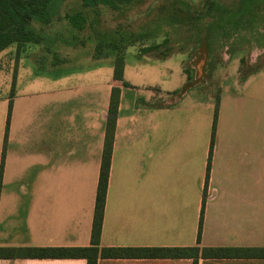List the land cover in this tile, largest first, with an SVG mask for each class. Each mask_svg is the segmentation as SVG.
<instances>
[{
    "label": "crops",
    "instance_id": "crops-1",
    "mask_svg": "<svg viewBox=\"0 0 264 264\" xmlns=\"http://www.w3.org/2000/svg\"><path fill=\"white\" fill-rule=\"evenodd\" d=\"M47 41L0 52V248L90 246L109 98L118 88L99 247L264 249V74L217 93L213 129L216 103L150 104L152 90L171 93L184 83L168 87L149 74L169 75L164 61L125 51L122 81L129 87L123 88L113 79L112 58L94 59L89 51L84 61L60 60L57 37ZM96 264L193 262L98 258ZM197 264L264 259L199 258Z\"/></svg>",
    "mask_w": 264,
    "mask_h": 264
},
{
    "label": "trees",
    "instance_id": "trees-1",
    "mask_svg": "<svg viewBox=\"0 0 264 264\" xmlns=\"http://www.w3.org/2000/svg\"><path fill=\"white\" fill-rule=\"evenodd\" d=\"M72 0H0V52L10 45L18 48L26 44L46 45L49 36L44 28L50 26L60 17L63 5ZM79 3L80 11L72 15H64V19L76 30H83L87 20L83 14L85 10L106 8L112 12H119L122 7L130 6L143 0H75ZM183 9L184 16L170 15L171 25L188 24L192 28L196 25L195 41L198 47L205 46L202 58L212 56L214 41L222 42L220 48L228 50V41L236 38L242 31L251 30L263 21L264 30V0H237L234 8L223 5L217 0H204L200 11L193 13L188 3L177 1ZM263 16H260L262 15ZM97 16V13H95ZM94 33L93 58L113 59V79L121 82L123 88L129 87L122 81L123 55L127 48L153 37L150 32H132L117 27L114 30L102 33L95 31L94 24H90ZM264 38V34H263ZM50 44V43H49ZM166 46L165 43L162 44ZM160 45L161 47H163ZM159 46V47H160ZM196 46V47H197ZM232 43L229 44L231 48ZM147 47L139 50V54L155 51L159 48ZM168 53L158 52L157 59H166ZM175 93V92H174ZM118 88H112L109 98L108 120L105 127V139L101 154L98 183L96 188L93 221L91 228L90 246L85 248H38V249H5L0 248V259L7 258H34V259H83L86 264H96L97 259H191L197 264L199 258L217 259L225 257L263 258L264 249L225 250L216 248H100L99 237L105 204L107 180L110 168L112 142L115 119L119 105ZM217 97L215 99V113L213 129L217 112ZM7 119H9V112ZM8 124V120H7ZM202 214L200 215L197 243L200 240Z\"/></svg>",
    "mask_w": 264,
    "mask_h": 264
},
{
    "label": "rangeland",
    "instance_id": "rangeland-1",
    "mask_svg": "<svg viewBox=\"0 0 264 264\" xmlns=\"http://www.w3.org/2000/svg\"><path fill=\"white\" fill-rule=\"evenodd\" d=\"M177 1L188 3L191 11L196 14L202 8L204 0H143L122 7L119 12H112L106 8L85 10L83 14L87 24L83 30L72 28L63 18L66 14L72 15L80 11L79 3L72 0L63 5L58 20L44 28V32L49 36L57 37L56 56L58 57L56 58L65 61L77 57L84 61L83 55L93 51L92 43L96 39L90 24H94L95 31L102 33L117 27L132 32L152 33L153 37L127 50L131 49L138 55L155 62L164 61L171 69L169 75L157 71H152V73L150 71L149 74L160 78L166 86L178 87L182 80L184 82L181 88L171 93L163 94L152 90L154 97L150 104L156 107H173L185 103L215 104L216 95L221 89L234 87L264 74L263 21L253 27V32L245 30L236 38L230 39L227 43L228 50L226 46L220 48L222 42L215 39L212 56L201 59L206 48L205 46L198 47L195 43L197 26L193 25L194 28H192L188 24L171 25L170 23L171 14L178 18L184 16L183 9L177 5ZM217 1L231 8L237 4V0ZM163 43L166 46H163ZM230 43L233 44L231 48ZM156 46L160 47L155 51L139 54L142 48ZM30 48L26 50L27 53H40ZM158 52L168 53V57L163 60L157 59ZM111 62L113 63V59Z\"/></svg>",
    "mask_w": 264,
    "mask_h": 264
}]
</instances>
